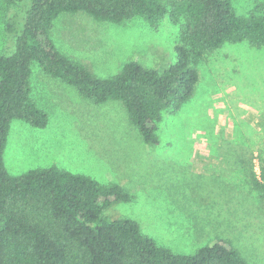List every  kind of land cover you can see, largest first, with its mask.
<instances>
[{
	"label": "rangeland",
	"instance_id": "rangeland-1",
	"mask_svg": "<svg viewBox=\"0 0 264 264\" xmlns=\"http://www.w3.org/2000/svg\"><path fill=\"white\" fill-rule=\"evenodd\" d=\"M239 15L264 14V0H234ZM29 0H0V54L11 55L12 15L23 19ZM181 25L169 18L157 28L134 18L96 22L80 13L61 15L52 38L59 51L101 78L129 62L161 72L176 63ZM194 97L159 124L158 146L147 145L118 102L95 104L33 66L32 96L49 124L11 126L5 152L8 171L57 166L101 183H118L134 197L104 211L132 219L143 234L179 254H194L215 238L232 240L249 264H264V198L252 175L264 167V47L225 45L199 67Z\"/></svg>",
	"mask_w": 264,
	"mask_h": 264
},
{
	"label": "trees",
	"instance_id": "trees-1",
	"mask_svg": "<svg viewBox=\"0 0 264 264\" xmlns=\"http://www.w3.org/2000/svg\"><path fill=\"white\" fill-rule=\"evenodd\" d=\"M16 6L21 0H4ZM234 0H29L23 19L12 15L7 32L16 35L11 55L0 54V264H249L228 238H215L194 254H179L143 234L132 219L103 215L134 197L120 184L57 166L12 175L5 164L11 126L49 124L32 96L34 65L95 104L121 103L147 145L158 146L159 124L194 97L199 65L225 45L264 47V14L239 15ZM84 13L96 22L123 24L134 18L157 28L169 18L181 25L176 63L163 72L136 61L111 78L95 76L62 54L54 43V22ZM264 198V167L252 175Z\"/></svg>",
	"mask_w": 264,
	"mask_h": 264
}]
</instances>
